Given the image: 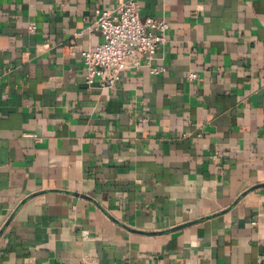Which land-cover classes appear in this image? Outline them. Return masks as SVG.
Listing matches in <instances>:
<instances>
[{"label": "crops", "instance_id": "0c3cea01", "mask_svg": "<svg viewBox=\"0 0 264 264\" xmlns=\"http://www.w3.org/2000/svg\"><path fill=\"white\" fill-rule=\"evenodd\" d=\"M121 1L0 0V264H264V0H137L167 42L88 85Z\"/></svg>", "mask_w": 264, "mask_h": 264}, {"label": "built area", "instance_id": "2783aa9c", "mask_svg": "<svg viewBox=\"0 0 264 264\" xmlns=\"http://www.w3.org/2000/svg\"><path fill=\"white\" fill-rule=\"evenodd\" d=\"M169 28L165 20L141 19L137 0L121 1L113 10L96 9L90 31L99 32L103 42L93 50L80 53L86 83L114 87L124 71L140 68L139 60L133 62L136 55L145 56L148 62L155 57L157 49L167 42ZM165 72L164 67L149 68L153 76ZM196 79V73H189V82Z\"/></svg>", "mask_w": 264, "mask_h": 264}]
</instances>
